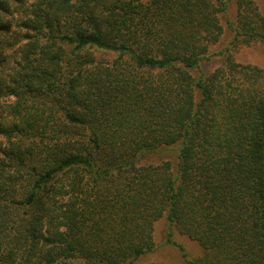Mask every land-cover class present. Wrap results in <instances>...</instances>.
<instances>
[{
    "label": "trees",
    "instance_id": "obj_1",
    "mask_svg": "<svg viewBox=\"0 0 264 264\" xmlns=\"http://www.w3.org/2000/svg\"><path fill=\"white\" fill-rule=\"evenodd\" d=\"M256 44L254 0H0V264H134L162 218L264 264Z\"/></svg>",
    "mask_w": 264,
    "mask_h": 264
},
{
    "label": "rangeland",
    "instance_id": "obj_2",
    "mask_svg": "<svg viewBox=\"0 0 264 264\" xmlns=\"http://www.w3.org/2000/svg\"><path fill=\"white\" fill-rule=\"evenodd\" d=\"M260 9L264 11V0H254ZM229 39L227 34L221 44L214 47L220 48L225 45V42ZM236 59L244 63H252L260 65L264 68V47L256 44L254 46H243L236 52ZM209 64V63H208ZM216 62L209 64L207 69H213L216 66ZM170 225L166 218L160 219L155 224V240L159 246L154 252L144 254L135 261L134 264H152V263H164V264H187L184 260L182 253L175 245L171 244L168 240V233L170 231ZM173 239L186 246L189 255L195 256L201 253V247L189 238L180 234L176 229L172 227Z\"/></svg>",
    "mask_w": 264,
    "mask_h": 264
}]
</instances>
